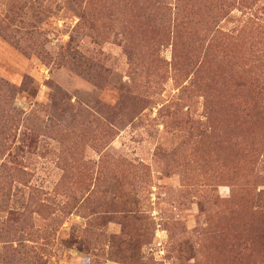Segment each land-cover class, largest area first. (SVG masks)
<instances>
[{"label": "rangeland", "instance_id": "obj_1", "mask_svg": "<svg viewBox=\"0 0 264 264\" xmlns=\"http://www.w3.org/2000/svg\"><path fill=\"white\" fill-rule=\"evenodd\" d=\"M0 264H264V0H0Z\"/></svg>", "mask_w": 264, "mask_h": 264}]
</instances>
